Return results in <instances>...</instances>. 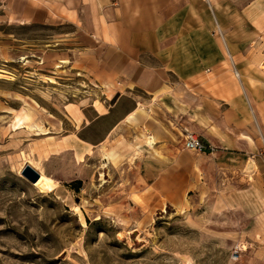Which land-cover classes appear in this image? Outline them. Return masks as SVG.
Returning a JSON list of instances; mask_svg holds the SVG:
<instances>
[{
	"label": "rangeland",
	"instance_id": "obj_1",
	"mask_svg": "<svg viewBox=\"0 0 264 264\" xmlns=\"http://www.w3.org/2000/svg\"><path fill=\"white\" fill-rule=\"evenodd\" d=\"M13 1L6 4L11 8ZM152 2L165 19L181 11L184 20V8L195 5L197 19L211 18L209 37L223 49L226 40L247 45L239 50L258 61L264 83V0ZM60 17L51 25L0 18V264L250 261L248 252L263 245L264 209L250 186L248 158L222 160L216 150L210 153L215 156L191 152L184 137L191 133L179 135L200 161L197 183L179 206L164 200L163 210H156L144 200L142 175L135 166L139 159L133 158L129 144L119 145V157L102 149L86 154L75 166L63 155L50 161L48 167L65 182H56L42 160H35L36 148L27 150L37 144L36 135L62 130L68 118L80 123V108L101 98L88 56L91 33L80 27L77 16ZM101 17L88 15L89 25L95 21L98 28ZM29 110L30 126L16 130L15 118ZM253 130L260 136L256 123ZM145 139L150 145L152 139ZM27 165L52 182L55 191H43L45 185L40 189L22 176Z\"/></svg>",
	"mask_w": 264,
	"mask_h": 264
},
{
	"label": "crops",
	"instance_id": "obj_2",
	"mask_svg": "<svg viewBox=\"0 0 264 264\" xmlns=\"http://www.w3.org/2000/svg\"><path fill=\"white\" fill-rule=\"evenodd\" d=\"M13 4L10 8L0 0V18L20 25H51L61 14L71 13L93 39L88 56L100 101L80 108V123L68 118L62 130L36 135L37 144L27 149L36 148L35 160H42L56 182L65 181L48 167L50 161L63 155L75 166L86 154L102 149L119 157V145L129 144L133 158L139 159L135 166L142 175L146 204L156 210H163L166 203L177 207L196 185L200 162L179 137L186 132L213 147L222 160L236 156L252 161L250 186L264 209V83L258 61L239 50L246 44L226 40L225 52L217 39L209 37L211 18L197 19L191 3L183 10L188 14L184 20L181 11L167 19L159 17L163 10L152 0ZM90 14L102 16L98 28L95 21L89 25ZM262 220L264 224V211ZM261 234L263 245L248 252L250 261L243 264H264V226Z\"/></svg>",
	"mask_w": 264,
	"mask_h": 264
},
{
	"label": "bare ground",
	"instance_id": "obj_3",
	"mask_svg": "<svg viewBox=\"0 0 264 264\" xmlns=\"http://www.w3.org/2000/svg\"><path fill=\"white\" fill-rule=\"evenodd\" d=\"M31 119H33V118H32V112L30 110L27 111L24 114V116H22V117L17 116L15 118V124H14V126L16 127V130H19L22 128H28L30 126V125H28L29 122L30 121L32 122ZM13 131H15V130H13ZM150 145H154V141H150ZM34 185L40 189L45 185L42 189L43 191H48V192H54L55 191V185L50 181L46 182V179L41 174H40L39 180L36 183H34Z\"/></svg>",
	"mask_w": 264,
	"mask_h": 264
},
{
	"label": "built area",
	"instance_id": "obj_4",
	"mask_svg": "<svg viewBox=\"0 0 264 264\" xmlns=\"http://www.w3.org/2000/svg\"><path fill=\"white\" fill-rule=\"evenodd\" d=\"M236 75L238 76V74ZM185 146L187 150L195 153H205L207 151H209V153H212L215 151L213 147H207L206 145H204L194 134H187ZM235 254L238 255V251H236Z\"/></svg>",
	"mask_w": 264,
	"mask_h": 264
},
{
	"label": "water",
	"instance_id": "obj_5",
	"mask_svg": "<svg viewBox=\"0 0 264 264\" xmlns=\"http://www.w3.org/2000/svg\"><path fill=\"white\" fill-rule=\"evenodd\" d=\"M22 176H24L32 184L36 183L40 178V173L34 170L31 166L27 165L22 170Z\"/></svg>",
	"mask_w": 264,
	"mask_h": 264
},
{
	"label": "trees",
	"instance_id": "obj_6",
	"mask_svg": "<svg viewBox=\"0 0 264 264\" xmlns=\"http://www.w3.org/2000/svg\"><path fill=\"white\" fill-rule=\"evenodd\" d=\"M209 153V151H207ZM81 182H77V184L79 185ZM76 191H79L78 189H76Z\"/></svg>",
	"mask_w": 264,
	"mask_h": 264
}]
</instances>
